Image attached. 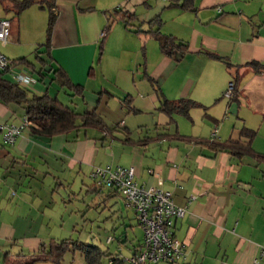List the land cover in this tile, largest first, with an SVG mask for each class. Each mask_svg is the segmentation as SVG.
<instances>
[{"label":"crops","instance_id":"1","mask_svg":"<svg viewBox=\"0 0 264 264\" xmlns=\"http://www.w3.org/2000/svg\"><path fill=\"white\" fill-rule=\"evenodd\" d=\"M184 1L36 0L18 12L12 0H0V18L12 19L8 41L0 43L8 48L10 55L18 58L30 55L31 52H25L23 48L35 49L36 57L42 63L38 67L31 60L35 70L27 65L21 68L29 71L35 79L34 84L26 87L30 95L47 93L65 103L60 93L70 88L56 83L52 70L62 67L74 83L83 86V93L79 94L85 105L82 112L92 109L98 112L105 96L108 97L106 105L110 104V98H117L115 106L124 129L119 132L123 136H115L114 141L106 146L107 136L114 137L112 130L79 125L66 132L40 135L27 128L12 145L0 141V179H5L6 187L10 188L15 182L7 179H20L23 170L28 176L30 169L39 170L40 167L63 172L69 168L70 174L78 169L76 174L80 176L81 172L89 174L95 166H105V163L134 166L140 184L169 190L177 205L187 206L185 215L176 221L175 234L186 245L189 264L191 261L199 264H252L264 246V162L252 155L239 158L226 151H215L209 144L200 143L203 139L198 136L191 138L192 134L181 132V121L177 119L181 114L170 119L159 109V89L170 99L185 97L213 103L226 111L225 116L232 110L229 118L222 120L215 111L205 114L208 120L205 134L210 136L212 133L213 138L209 141L215 137L218 142L236 138L238 132L240 137L241 129L248 126L257 129L252 143L254 150L264 154V72H256L248 64L252 61L264 63V0H193L190 8L180 6ZM115 8L132 15L129 25L136 21L139 26L136 29L140 32L144 24L150 27V21L160 16L161 30L187 42L190 51L184 55L167 56L159 42L145 32L143 47L142 40L134 39L138 36L133 34L138 54L136 63H126L122 55L115 57L113 62L109 61L106 47L115 31L128 33V29L123 27L122 31L115 23L123 20L113 14ZM51 14L57 15V20L50 45H46ZM136 29L133 32L140 33ZM102 40L101 58L94 67L97 44L100 47ZM38 47H41L40 52ZM203 51L217 53L233 66ZM182 64L181 72L179 67ZM142 65L144 76L141 78L139 68ZM146 78L152 88L142 94L135 84ZM234 80L236 90L228 97L226 89ZM129 89L137 90V93L133 95ZM86 91L92 92V102L87 99ZM146 110L154 111L156 135L146 131L140 121L129 123L130 113L142 114ZM25 113V103L0 100V121L18 123ZM175 124L176 130L173 131ZM116 129H120L119 126ZM102 154L104 158H101ZM11 169L17 174L13 175ZM60 180L76 183L80 179ZM95 190L100 192V188ZM119 194L111 191L107 199ZM191 196L195 198L191 200ZM4 200L8 202L6 196ZM14 204L9 201L7 205L16 208L18 214L17 208L21 205L17 203L15 207ZM35 221V218L27 221L20 214L13 220L0 216V250L6 248L8 241H19L38 251L45 244L44 238L39 234H21L36 230ZM6 254L18 260L34 255L20 258L23 253H18L14 257L12 251L7 250L3 264H8ZM34 264L56 263L38 261Z\"/></svg>","mask_w":264,"mask_h":264},{"label":"rangeland","instance_id":"2","mask_svg":"<svg viewBox=\"0 0 264 264\" xmlns=\"http://www.w3.org/2000/svg\"><path fill=\"white\" fill-rule=\"evenodd\" d=\"M110 20L112 21V17ZM10 21H12V19H10ZM115 23H118L117 25L122 31L123 27L126 28L125 30L128 29V33L126 31L127 34H123V32L121 34L118 30L115 31L112 41L109 42L106 47L108 50L107 53H109V61L113 62L115 57L118 58L122 55L124 56L126 63H136V60H138V54L135 52L136 42H134V39H141V46L143 47V38L146 35L145 31L150 29L149 24H144L145 26H142V32L135 33L133 32V29L139 28L136 21H132V24L128 26L125 25V21L123 20H116ZM133 34L138 37L132 39ZM138 44L139 43H137V47ZM97 47L96 63H93L94 67H97L96 64L99 58H101L99 44H97ZM5 48L6 47L0 43V50L3 53L11 58H18V56L10 55L11 53H8V48ZM10 50L13 51V49H9V51ZM22 50L25 52H31L28 53L30 54L28 57L30 60H33L38 67L42 65L41 60L36 57L35 49L31 50L30 48H23ZM19 66L23 69L25 65L21 64ZM183 68L184 64L179 67V71L182 72ZM139 70L142 73V78L144 76V65L140 66ZM9 77L10 75L6 74V78ZM135 85V88H138L142 94H147L148 90H151L150 88H152V84L149 82L148 78L143 79L142 81L139 79ZM148 85L150 86L149 88ZM131 90L130 92H132L133 95L137 93V90ZM73 93V90L70 91V89H63L60 93V98L66 104L76 107L79 112H82L85 109L83 98L81 95ZM85 95H87V99L92 102V92L86 91ZM115 99L110 98V104L106 105L108 97L105 96L98 107V112L104 116L105 121L109 126L118 124L117 126L120 128L112 130L114 137L110 135L107 136L105 140L106 146H108L111 141H114L113 138H115V136H123L121 135L123 133L119 134V132H123L122 130L124 129H122L123 125L120 123L121 121H119L120 119L118 117V110H116ZM97 100L98 96L95 97V103ZM226 101L227 99L225 98V102ZM201 103L206 106L207 109L203 107H195L190 112V116L180 115L177 116V119L181 121V132L192 134L191 138L198 136L197 138L199 139L210 140L209 138H212V133H210V136H206L205 134L208 129V120L205 118V114L207 112L212 114V112L215 111L217 115H221L220 120H222L227 118V116L229 118V114H231L232 110L231 112L229 110L227 116H225L226 111L222 110V108H218L217 105H213V103ZM91 104L93 105V103ZM130 114L129 123L140 121L141 123L139 124H143L146 131L151 135H156L154 122H156L157 119H155L154 111L146 110L142 114ZM235 115L236 114H233L234 117ZM136 128H138V125ZM175 130L176 124L173 126V131ZM199 133L200 135H197ZM238 136L239 132L236 134V138ZM101 158H104L103 154L101 155ZM77 170L78 169L70 174L71 169L69 168L63 172L61 169H57L56 171L54 169L40 167L39 170L30 169L28 176L23 170L20 179H7L8 181L15 182L10 188L6 187L5 179H0V216L9 220H13V218L17 217L19 214L23 218L26 217L27 221H31L32 218H35L37 229L27 232L23 231L21 234L22 236L39 234L41 238H44L43 241L45 242L46 247H49L51 238H56L59 242L64 239H69L84 245L99 246L102 250L107 252V254H104L100 258V264H112L111 256H130L135 248L138 249L140 247L145 236L144 227L135 217V212L126 204L123 194L111 196L107 199L109 192L112 191L110 188L105 186L95 187L94 182L89 178L88 173L84 174L81 172L80 176H78L76 174ZM10 171L13 172V169ZM15 174H17L16 171L13 172V175ZM19 176L17 175V177ZM74 177L80 180L76 183H71L70 181L64 182L63 180L58 181V179H74ZM96 188H100V192L95 190ZM5 196L8 199V202H15V207H17V203L21 205L17 208V210L20 211L18 214V211L15 210L16 208L12 209L7 205L8 202L6 203V200H4ZM32 207L33 209H30ZM41 223L46 224L41 225ZM34 228H36V226H34ZM110 238L112 240L109 241ZM7 250H11L14 257H17L18 253H23L20 258H25L29 257L30 254L37 253L40 249L35 251V249L29 244H22L19 241L13 243L8 241L6 248L0 250V264H3V255ZM187 260L188 259L173 264H189ZM60 262V264H88L83 251L78 247H75L74 244H71L66 248ZM159 264L171 263L161 262ZM191 264L199 263L191 261Z\"/></svg>","mask_w":264,"mask_h":264},{"label":"trees","instance_id":"3","mask_svg":"<svg viewBox=\"0 0 264 264\" xmlns=\"http://www.w3.org/2000/svg\"><path fill=\"white\" fill-rule=\"evenodd\" d=\"M12 2L14 8L19 12L28 8L30 5L36 2V0H12ZM192 2L193 0H185L184 3L180 4V6L183 8H190L192 6ZM113 14L123 19L126 26L129 25L130 17H132V15L130 16L127 13H122L121 8H115ZM56 20L57 15L51 14L47 29L48 40L46 45H50ZM161 23L162 19L160 16L155 17L150 21V29L145 32L151 34L159 42L162 52L170 57L175 56L176 53H181L182 55L188 53L190 51L189 44L182 40H178L172 34L164 33L160 28ZM140 31L141 30L136 29V32ZM103 43L104 40H102L100 43L101 49H103ZM40 48L41 47L37 48L38 52H40ZM203 52L212 58H216L225 62L230 67L233 66L229 61L226 60L225 57H222L217 53L212 51ZM143 53L145 55V48H143ZM13 62L16 65L23 64L30 66L33 68V70H35V64L27 57L13 59ZM248 64L251 65L256 70V72H264V63L252 61ZM52 70L54 72L53 80L61 87L72 89L74 91L73 94L83 93V86L74 83L62 67H54ZM4 75V72H0V100L5 103H25V114L29 120L28 128H30L35 134L53 135L55 133L72 130L79 125L95 126L107 131L117 128V126H109L104 117L99 114L96 109L85 110L84 112L80 113L77 112L73 107L63 103L57 96L51 97L47 93L41 95H30V92L25 86L15 83L9 78H4ZM237 78L238 76L236 79ZM150 79L154 81L152 77H150ZM159 91L161 98L159 109L165 111L170 116V119H174V115L176 114L190 116L191 110L195 107H203L207 109L206 106L195 99L185 97L179 99H170L160 89ZM256 134L257 130L248 126H244L241 129L240 137L238 138L231 137L225 141L218 142L216 140L217 138L215 137L211 142L209 140H200L199 142L203 144H209L215 151H226L239 158H242L246 155H252L256 160L264 162V154L256 152L252 145ZM94 186L97 187L95 184ZM112 191L117 192L116 190ZM71 244H74L75 247H78L83 251L88 264H100V258L104 254H107L106 251L102 250L96 245H84L69 239H64L59 242L54 238L51 239L49 247H46L45 244H42L40 250L29 258L24 260L12 259L10 258L9 254H6L5 261L8 264H34L38 261H53L56 264H60L61 258L66 251V248H68ZM111 263L124 264L122 259L118 256H111Z\"/></svg>","mask_w":264,"mask_h":264},{"label":"built area","instance_id":"4","mask_svg":"<svg viewBox=\"0 0 264 264\" xmlns=\"http://www.w3.org/2000/svg\"><path fill=\"white\" fill-rule=\"evenodd\" d=\"M10 35V19L0 18V41L7 42ZM19 67L0 52V72L9 74L13 82L30 87L35 79L29 71H23ZM234 90L235 81H230L225 95L231 97ZM28 127L26 115L18 123L0 121V141L5 145H12ZM89 178L97 186H105L123 194L135 212V217L144 227L145 236L140 247L135 248L130 256L120 257L124 264H173L187 259L186 245L175 234L176 221L185 215L187 206L177 205L171 191L160 186L140 184L136 180L134 166H95L90 171ZM194 198L190 197L191 200ZM252 264H264V246Z\"/></svg>","mask_w":264,"mask_h":264}]
</instances>
